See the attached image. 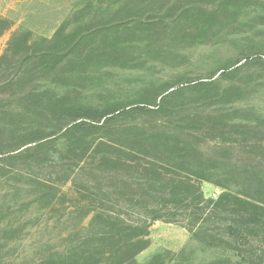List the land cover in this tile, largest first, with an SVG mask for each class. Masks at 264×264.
Wrapping results in <instances>:
<instances>
[{
    "label": "trees",
    "instance_id": "trees-1",
    "mask_svg": "<svg viewBox=\"0 0 264 264\" xmlns=\"http://www.w3.org/2000/svg\"><path fill=\"white\" fill-rule=\"evenodd\" d=\"M245 11L264 19V0H80L51 36L15 30L0 54V95L12 91L0 108L2 160L51 167L63 185L97 164L98 182L112 179L129 191L135 180L146 189L140 205L153 220L181 205L195 208L196 222L225 215L224 235L206 221L189 231L208 246L222 243L229 254L188 264H250L243 247L264 231V115L227 106L248 95L246 83L230 81L264 59L227 58L205 80L136 76L123 86L106 75L174 60L178 50L205 43ZM10 28L0 18V36ZM209 145L217 156L206 151ZM229 151L246 159L218 156ZM204 181L221 189L216 198H205ZM100 192L103 208L90 220L95 233L40 264H140L150 225L107 210L109 188ZM162 256L144 264H163Z\"/></svg>",
    "mask_w": 264,
    "mask_h": 264
},
{
    "label": "rangeland",
    "instance_id": "rangeland-1",
    "mask_svg": "<svg viewBox=\"0 0 264 264\" xmlns=\"http://www.w3.org/2000/svg\"><path fill=\"white\" fill-rule=\"evenodd\" d=\"M79 1L0 0V18H8L11 22V28L0 36V54L6 49L12 33L19 28L31 30L34 37L51 36ZM245 55H250L251 59L257 56L264 59V19H257L251 11L240 14L236 21L223 26L205 43L178 50V57L174 60L147 61L136 69H110L106 74L107 82L125 86L136 76L172 81L179 78L205 80L225 59ZM245 61L243 59L242 63ZM219 75L220 72L212 79ZM230 82L246 83L248 95L228 108L253 107L264 115V65L244 67ZM11 92L0 95V108ZM134 120L133 117L121 120L120 125ZM206 151L217 156L211 145L206 147ZM218 156L226 160L246 159L238 151L219 153ZM95 166L97 164L86 165L76 179L63 185L51 167L42 168L21 159L2 160L0 156V264H40L56 256L57 252L70 251L74 246L82 245L86 237L96 230L90 224L91 217L103 208L101 198L105 195L100 192V186L109 188V201L105 203L107 210L120 212L131 222L150 225L151 244L138 255L140 264L149 261L154 254L163 255V264H188L229 254L222 243L216 242V247H211L205 239V242L193 239L189 228L197 220L195 208L184 205L169 208L163 211L165 218L153 220L151 212L140 205L142 195L147 194L146 189L135 180L129 191L117 189L112 179L98 182V174L92 171ZM88 179L92 182L91 191L85 184ZM44 180L52 183L42 185ZM201 187L206 199L216 198L221 192L219 187L209 182H202ZM170 218L173 220L167 221ZM203 218L194 226L199 227L207 220L206 216ZM206 224L215 235L226 232L225 215L216 213ZM243 249L252 256L250 264H264V231Z\"/></svg>",
    "mask_w": 264,
    "mask_h": 264
}]
</instances>
